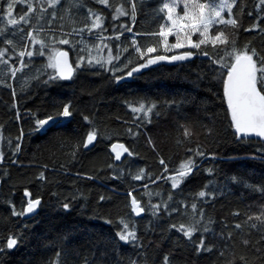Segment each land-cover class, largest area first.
I'll use <instances>...</instances> for the list:
<instances>
[{
	"label": "trees",
	"instance_id": "obj_1",
	"mask_svg": "<svg viewBox=\"0 0 264 264\" xmlns=\"http://www.w3.org/2000/svg\"><path fill=\"white\" fill-rule=\"evenodd\" d=\"M8 0H4L7 3ZM120 0H112L113 5ZM164 0H142L138 7L135 22L127 17H120L115 23H124L132 28L129 34L126 30L122 32L120 44L123 48L131 44L135 37L141 46L158 43V37L153 39L150 33L158 32L160 23L163 22V14H157L155 11ZM46 4V0H44ZM249 10H254L255 0H245ZM69 7V0H60V4L54 9L56 18L49 26L48 20L52 15L51 9L41 14L39 10L29 14L28 23L20 20V17L27 12L26 3L16 0L13 18L18 23L8 25L7 18L3 17L0 11V28L5 29L3 38H10L14 41L16 51L25 50L26 46L33 48L37 55L32 58L24 57V62L29 65L22 69L15 77L4 76L5 84H11V87L0 85V128L3 141H0V150L5 152L3 162L0 163V237L4 239L10 232L19 231L22 239L20 243L11 250L0 252V264H51L56 258L58 250L63 249L60 264H81L86 251H91L92 246L100 241L102 242L108 236H113L116 229L114 224H108L105 219H116L129 208H125L128 202L127 192L133 190V195L141 198L143 203H147L148 197L144 195V185L148 184V178L141 181H133L128 175L131 171L136 174L141 167L146 168L148 172L153 173L151 179L160 174L158 157L146 143L144 133L150 134L155 141L160 155L169 162V167L179 163L182 149H177L172 143L175 134V125L178 122L193 123L195 125H214L219 135L215 142L204 141L201 136V145L206 146V151H215L217 159L213 161L206 158L203 161L197 160L199 168L190 174L182 182L178 190H172L175 199L172 206L176 207L175 201L188 199L201 188L209 179H218L224 181L225 177L237 175L243 177L249 184L259 185L264 182V157H261L258 151L264 148L259 138H247L237 140L232 135L229 127L230 117L227 115V105L223 101V80L212 79L215 72H209L207 65L209 61L201 55H194L186 61L176 63H159L148 65L140 69L132 77H125L121 82L104 84V87L95 96V103L92 102L91 92L98 85L108 80L109 74L95 68V72L100 75H94L91 71H78L74 79L57 81L45 85L43 82L32 81L28 88L21 90V85L26 77L36 75V70L40 69L43 74L50 69H45L47 63V52L45 55H39V46L32 45L27 38V31L32 28L34 31L43 29L39 38L47 41V37L55 34L60 35V26L63 24L64 31H70L72 27H80L81 22L86 16L85 10L77 11L72 9L73 15L69 16L64 9ZM86 7H94L102 11L106 17L105 28L108 31L105 35H111V11L103 6L96 5L94 0H87ZM2 8V6H0ZM182 5L178 6L177 11L182 12ZM40 16V19L37 17ZM75 20L73 25L70 21ZM256 22L255 15L249 17L247 10L244 13L243 27L235 35L236 47L243 48L245 43L252 42V47L264 52V36L255 31H244L251 23ZM264 27V23L261 25ZM220 30L218 26H214ZM214 34L212 29L209 30ZM231 38V30L225 28ZM86 40L94 43V38H89L84 34ZM79 36L76 37L78 41ZM193 39H198V34H193ZM169 42L175 41L174 35H169ZM0 46L8 47L2 44ZM114 46V45H113ZM69 51L72 63L74 64L80 53L79 46L75 51L71 45H59ZM210 47V46H209ZM183 50V49H181ZM177 50V51H181ZM9 51L13 50L9 48ZM196 52L195 49H193ZM155 54H175L165 53L162 49H157ZM5 54V59H8ZM129 58L135 60L138 54L134 49L122 57L123 61ZM14 66L19 64V59L15 54L12 55L10 63ZM142 62V61H141ZM135 66L134 64L132 65ZM119 67V64H117ZM193 70H203L206 78L197 80ZM6 71V66L0 65V72ZM223 75H226V69H222ZM47 77H44L46 79ZM16 91L17 108H12V92ZM139 97L163 101L166 99L184 100L178 107L171 109H157L160 113L157 117L153 114L151 122H144L141 125L138 137L129 136L126 129L133 124L131 110L124 103L125 100H132ZM73 101L74 105L84 111V114H95L96 124L99 127L102 136L89 147L87 151L79 153L77 159L65 165L60 164L65 159L64 153L67 148L61 150L53 141L59 134L61 138L74 141L80 134L87 131V125L82 120L79 112L70 120L60 122L62 126L50 125L46 131L31 132L33 126L32 112H38L40 118L49 114L53 107L60 103ZM17 109L20 114V120L16 119ZM119 116L120 120L116 117ZM135 123H140L139 120ZM20 129H23L24 136L21 150L13 156L8 139H12L11 147H15V138L19 135ZM133 131H137L135 127ZM196 131H200L197 127ZM110 135L111 139L105 140L103 136ZM112 142H122L131 151L137 153L133 157L126 155L121 161L116 162L109 152V146ZM195 137L193 144L186 146H195ZM256 158L253 159L252 157ZM15 160V163H13ZM112 163L114 168H122L124 175L119 173L112 174L106 165ZM47 164L46 182H41L36 178L37 173L41 171V165ZM214 166L218 169L216 177L209 176L204 169ZM6 170V175H5ZM90 176L92 179H88ZM28 186L29 190L35 195L42 197V205L33 214H26L25 217H13L11 215L12 205L17 211L21 209V197L23 187ZM149 189L153 192L160 190L167 197L171 189L170 183L157 181L155 186L149 184ZM214 200L206 203L201 202L200 207L206 209V216L212 217L215 222L214 231H222L221 218L229 225L225 232H233V241L224 257L219 256V249L223 247V241L218 235L209 234L207 236L208 244L215 245L216 249L211 252L195 254L191 245L184 243L173 248V241L179 236L175 231L171 235L161 231L167 228V225L173 221L180 222V216L173 215L170 219L167 216H161L153 232L145 234L144 225L152 219L151 214L142 213L135 219L139 227V235L147 246L149 259L155 254L159 259L165 252H171L173 264H227L232 259V254L237 256L247 252L248 264H260L259 260L254 259L256 253L245 249L240 244L241 233L236 231L232 225L244 219L243 215L233 218V210H239L241 213H254L260 210L264 205V195L258 191H253L245 187L244 183H234L229 181L223 192ZM55 193V196H53ZM82 194V195H81ZM103 194L107 199L99 200ZM75 197V199H73ZM9 201L12 203L10 204ZM58 202H70L72 207L65 211L58 207ZM157 198H152V203H156ZM69 234L71 239L67 245L61 243L65 234ZM257 237L253 235L251 239ZM180 239L183 241L182 236ZM195 240H199V235H195ZM153 250H157L155 253ZM120 251L123 256H135L136 250L133 245H124L120 242ZM35 259V260H34Z\"/></svg>",
	"mask_w": 264,
	"mask_h": 264
},
{
	"label": "snow or ice",
	"instance_id": "obj_2",
	"mask_svg": "<svg viewBox=\"0 0 264 264\" xmlns=\"http://www.w3.org/2000/svg\"><path fill=\"white\" fill-rule=\"evenodd\" d=\"M16 0H0V11L3 17L7 18L8 25H16L18 21L13 18V10ZM21 3H26L27 12L21 17L24 23H28V16L39 10L43 14L46 9H51L52 15L48 20L51 26L53 20L56 18L54 11L60 4V0H20ZM96 5L103 6L111 11V35H105L108 29L105 28L106 17L102 11L94 7H86L87 0H69V7L64 11L69 16L73 15L72 9L77 11L85 10L86 16L81 22L80 27H72L70 31H64L63 24L60 26V35L57 36L55 32L53 35L47 37V41L39 38L40 32L43 29L34 31L29 28L27 31V38L32 45L39 46V55H45L47 52V63L45 69H50L51 74L45 71L43 74L40 69L36 70V75L26 77L21 85V90L28 88L32 81L37 83L43 82L48 85L57 81L72 80L75 73L78 71H91L94 75L95 68H99L104 73H108L107 81L98 85L91 92L89 96L92 97V102L95 103V96L104 87V84H111L114 82H121L125 77H132L138 73L140 69L146 68L148 65H153L158 61H186L194 55H201L209 61L207 69L209 72H215L212 79L223 80V101L227 105V115L230 117L229 127L232 130V135L237 140L247 139L254 135L258 137L261 143H264V52L252 47V42L245 43L243 48L236 47L235 35L243 27L242 20L245 11L249 17L255 15L256 22L251 23L244 31H255L261 36H264V0H255L254 10H249L245 0H164L159 8L155 11L163 14V22L159 25L158 32H153L150 35L153 39L158 37V43L153 46L148 44L146 47L141 46L137 39L133 37L130 45L123 48L120 44L122 32L126 30L129 34L132 33V28L124 23H115L120 17H127L135 22L138 12V7L142 0H120L113 5L112 0H94ZM182 5V12H178V6ZM41 17L38 16L37 19ZM73 25L75 20L70 21ZM214 26H218L220 30H216ZM225 28L231 30V38ZM212 29L214 34L209 30ZM5 29L0 28V34H3ZM85 33L89 38H94L95 42L90 43L86 40ZM198 34V39H193V34ZM175 36L174 42H169V35ZM80 39L77 41L76 37ZM2 44L8 47L0 46V65L6 66V71L0 72V85L11 87V84H5L4 76L15 77L22 69L29 67L24 62V57L29 58L37 55V52L27 47L25 50L16 51L15 43L10 38H3L0 35ZM59 45H71L73 51L79 46L80 53L75 63H70L68 59V52L60 48ZM114 45V46H113ZM210 46V47H209ZM9 48L13 51L10 52ZM162 49L165 53L175 54H155L157 49ZM130 49H134L138 54V58L133 60L129 58L123 61L122 57L127 55ZM183 49V50H181ZM196 50V52L193 51ZM181 50V51H177ZM5 54L8 59H5ZM15 54L19 59V64L14 66V62L10 63L12 55ZM142 61V62H141ZM119 64V67H117ZM135 65L134 67L132 65ZM222 69H226L227 74L223 75ZM196 79L203 80L206 78V73L203 70H193ZM44 77H47L44 79ZM12 108H17L16 91L12 92ZM184 100L166 99L163 101L149 99L147 97H139L132 100H125L124 103L131 110L133 116V124L126 129V133L132 137H138L140 134L141 125L144 122H151L153 114L157 117L160 115L157 109H171L173 106H179L185 103ZM77 112L80 113L82 120L87 125V131L80 134L74 141L61 138L59 134L53 141L59 149H68L64 153L65 159L60 164L64 168L66 164L75 161L82 151H87L90 146L97 141L98 137L102 136L99 127L96 124L95 114H84V111L79 105H74L73 101L57 103L52 111L40 118L38 112H32L33 126L31 132H43L47 128L55 124L62 126L60 122L70 120ZM20 114L17 109L16 119L20 120ZM120 120V117H116ZM139 120L140 123H135ZM135 127L137 131H133ZM199 127L200 131L195 129ZM3 128V125H0ZM146 136V143L158 157V164L160 166V174L155 176V180L151 179L153 173L148 172L146 168H139L136 174L131 171L128 175L132 177L133 181H141L145 177L148 178V184H145L144 195L148 197L147 203H143L141 198L133 195V190L129 189L127 192L128 202L125 208H129L122 215L116 217L115 221L105 219L108 224H114L116 231L113 236H108L102 242H96L91 251H86L81 264H173V257L171 252H165L159 259L155 254L149 259L147 246L139 235V227L135 222L137 217L142 213H150V219L144 225L145 234L153 232L156 224L159 223L161 216H167L169 219L173 215L180 216V222L173 221L167 225V228L161 231L163 236L165 233L171 235L173 231L179 234L176 240L173 241V248L184 243L189 244L194 248L195 254H202L204 252H211L216 249L215 245L208 244L207 236L209 234L218 235L223 241V247L219 249V256L224 257L225 252L229 249L233 241V232H225L229 225L221 218L223 225L220 233H215V222L212 217L206 216V209L200 207L201 202H208L214 200L220 193L223 192L229 181L234 183H244L245 187L258 191L264 195V182L259 185L249 184L243 177L233 175L225 177L224 181L218 179H209L192 197V202L189 204L188 199L175 201L176 207L172 206L175 199V194L172 190H178L182 186V182L190 174L199 168L197 160L203 161L206 158H211L213 161L217 159L215 151H206L205 147L201 145V136L204 141L215 142L219 135L218 130L214 125H195L193 123L178 122L175 125V134L172 138V143L177 149H182L183 153L179 163L173 167H169V162L166 161L159 153L155 141L150 134L144 133ZM24 131L20 129L19 135L15 138V147H11L12 139H8L9 148L13 156L22 148ZM193 137H195V146H186L193 144ZM105 140L111 139L110 135L103 136ZM2 132H0V141H3ZM112 153H114L115 161H120L122 153H127L129 157L138 155L131 151L123 143L114 142L110 145ZM261 157H264V148L258 150ZM5 152L0 150V163L3 162ZM253 159L256 157L253 156ZM15 163V160H13ZM41 171L37 173L36 178L41 182H46V172L48 165H41ZM106 168L111 170L112 174L119 173L123 176L124 170L122 168H114L112 163L106 165ZM211 177H216L218 169L214 166L204 169ZM5 170V175H6ZM88 179L92 177L88 176ZM157 181H165L170 183L171 189L167 197L163 192L157 190L155 192L149 189V184L155 186ZM82 195V194H81ZM55 196V193H53ZM157 198L156 203H152V198ZM75 199V197H73ZM107 199L103 194L99 196L100 201ZM11 204L12 202L9 201ZM42 205V197L35 195L29 190L28 186L23 187L21 197V209L16 210L15 205H12L11 215L13 217H25L26 214H33ZM58 207L67 211L72 207L70 202H58ZM233 218L243 215L244 219L234 223L232 227L241 233L240 244L245 248L256 253L254 259L259 260L260 264H264V205L260 206L258 212L251 214L241 213L239 210H233L231 213ZM199 235V240H195V235ZM255 235V240L251 237ZM182 236L183 241L180 239ZM22 239L19 231L10 232L7 238L0 237V252L11 250L16 247ZM70 235L65 234L61 243L67 245L70 242ZM120 242L124 245L131 244L136 250L135 256H123L120 251ZM62 251L58 250L56 258L51 261V264H60ZM157 250H153L155 253ZM227 264H248L247 252L241 253L238 256L233 253L232 259L228 260Z\"/></svg>",
	"mask_w": 264,
	"mask_h": 264
},
{
	"label": "water",
	"instance_id": "obj_3",
	"mask_svg": "<svg viewBox=\"0 0 264 264\" xmlns=\"http://www.w3.org/2000/svg\"><path fill=\"white\" fill-rule=\"evenodd\" d=\"M64 51L68 52V59H69V62L72 63V60H71V57H70V53L67 49L63 48ZM192 58V57H191ZM190 59V58H189ZM178 61H158L156 62L155 64L153 65H156V64H159V63H176ZM249 138H258V137H255L254 135L250 136ZM114 143V142H112ZM119 143H122V142H119ZM124 144V143H123ZM111 145V144H110ZM125 145V144H124ZM109 152L112 154L113 158H114V153H112L111 151V147L109 146ZM127 155V153H122V158L121 160ZM115 160V159H114ZM120 160V161H121ZM116 162H119V161H116ZM36 212V211H35Z\"/></svg>",
	"mask_w": 264,
	"mask_h": 264
},
{
	"label": "rangeland",
	"instance_id": "obj_4",
	"mask_svg": "<svg viewBox=\"0 0 264 264\" xmlns=\"http://www.w3.org/2000/svg\"><path fill=\"white\" fill-rule=\"evenodd\" d=\"M62 122H64V121H62Z\"/></svg>",
	"mask_w": 264,
	"mask_h": 264
},
{
	"label": "bare ground",
	"instance_id": "obj_5",
	"mask_svg": "<svg viewBox=\"0 0 264 264\" xmlns=\"http://www.w3.org/2000/svg\"><path fill=\"white\" fill-rule=\"evenodd\" d=\"M35 260V259H34Z\"/></svg>",
	"mask_w": 264,
	"mask_h": 264
}]
</instances>
